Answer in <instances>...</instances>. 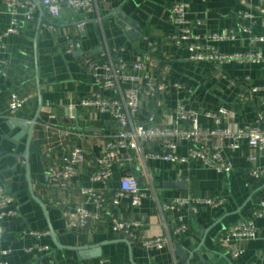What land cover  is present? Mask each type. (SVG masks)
<instances>
[{
	"label": "crops",
	"instance_id": "crops-1",
	"mask_svg": "<svg viewBox=\"0 0 264 264\" xmlns=\"http://www.w3.org/2000/svg\"><path fill=\"white\" fill-rule=\"evenodd\" d=\"M181 1L185 0H98L96 14L62 9L59 17L50 18L38 8L32 19L27 20L21 16L24 10L11 15L5 2L0 0V33L10 29L12 21L16 22V33L4 39L0 51V61L8 65L5 75L0 77V189L14 197L12 208L18 212L16 217L0 220V262L264 264V218L254 221L255 239L231 246L230 249L242 251L239 257L232 258L230 249L216 243L217 237L229 227L251 219L252 213L264 202V176L259 180L250 178L253 166L248 161L250 151L245 143L237 151L225 149V158L232 170L224 176L198 161L181 166L151 159L148 154L160 150V140L139 146L132 143L120 153L106 185L91 181L99 155L97 138L114 134L117 128L107 116L78 107L79 101L90 98L94 91L92 76L80 65L83 55L97 58L109 53L113 60L126 63L145 61L149 75L167 85L166 91L153 98L142 96L134 122L145 128L182 126L176 123L174 115L177 103L197 114L198 126L202 129L216 128L204 115L215 113L221 107L230 115L219 126L223 129L252 127L260 118L264 121V65L232 62L218 66L208 61L192 62L187 50L191 40L180 46L169 40L178 32L170 23L169 10ZM189 4L188 21L200 22L191 30L192 36L199 39L198 53L210 54L213 50L221 55L264 54V40L251 41L264 39V17L259 14L264 0H190ZM115 11L134 24L130 33L125 32L122 21L113 15ZM243 12L251 13L253 18L244 20ZM79 24H83L82 29L77 28ZM242 25L248 33L241 32ZM225 31L231 32L235 39L207 40ZM70 45L74 51L69 54ZM77 47L80 54H76ZM176 84L182 89H176ZM11 94L31 96L14 115L8 113ZM39 94L42 108L31 134L27 174L23 156L28 135L21 134L11 122L31 123L37 112ZM49 114L55 115L53 123L59 129L84 137L67 138L45 132L41 124ZM149 117H153L152 122ZM260 128L264 130L263 123ZM75 146L85 150V163L78 168L66 191L48 189V165H58L62 155ZM187 149V144L177 143L180 156ZM255 167H264V159L259 158ZM128 177H133L139 190L151 198L143 200L137 209L123 202L119 208H109L110 214L122 220L138 219L146 237L160 236L168 240L163 250L144 251L132 246L124 236L111 231V218L103 214L99 222L67 229L68 217L78 207L95 212L80 195V188L93 189L109 200L120 180ZM187 196L220 198L222 204L217 208L200 206L193 216L184 209L169 213L158 210L159 204ZM33 198L43 204L46 215ZM178 225H185L186 233L174 235ZM29 232L42 235L37 238ZM36 247L49 250L38 253Z\"/></svg>",
	"mask_w": 264,
	"mask_h": 264
},
{
	"label": "built area",
	"instance_id": "built-area-1",
	"mask_svg": "<svg viewBox=\"0 0 264 264\" xmlns=\"http://www.w3.org/2000/svg\"><path fill=\"white\" fill-rule=\"evenodd\" d=\"M11 15H18V10H24L21 15L27 20L32 19L36 9L41 8L50 18L60 16L62 9L85 14L97 13L98 0H3ZM190 0L177 2L170 7L169 18L172 26L178 32L171 35L169 40L180 46L184 41H190L187 50L190 54L189 60L192 62H213L218 66L236 62L240 64L264 65V54L261 53H235L232 55H221L216 51L210 54L198 53L201 49L199 39L192 36L193 27L199 26L200 22L188 21L187 14L190 7ZM205 2L206 0H202ZM259 14L264 17V7L259 9ZM242 18L250 20L253 15L243 12ZM16 22L12 21V27L4 33H0V51L3 49V41L16 33ZM83 24L77 26L82 29ZM241 32L248 33L247 28L242 25ZM235 36L231 32H223L218 35L209 36L207 40L214 42L231 41ZM264 39H252V43L263 41ZM74 51L73 45L68 47L67 53ZM80 65L92 76V86L94 91L90 98L79 101L78 107L91 109L100 115L107 116L117 128L114 134H106L98 137L100 143L99 155L95 160V169L91 177L93 183L106 185L112 176V167L118 162L121 152L126 151L132 143L139 146L141 143L161 141L160 150L156 153L148 154L151 159L160 160L172 165H188L191 162H201L205 167L214 170L220 175H227L232 167L225 158V149L237 151L242 143H245L250 154L248 161L252 167L250 178L259 180L264 176V167H255L259 158L264 159V130L260 128L264 121L260 118L255 126L236 128H220L222 122L229 118V111L219 108L215 113H206L204 117L211 120L215 129H202L198 126L197 114L192 110H187L181 103H177L174 109L176 123H182L174 129L166 128H145L134 122V117L141 108L142 96L153 98L157 93L166 91L167 85L153 79L148 73V65L145 61L126 63L121 60H113L109 53H102L94 58L91 55L80 57ZM8 65L0 61V77L4 76ZM176 89H182L178 84ZM108 95V96H103ZM31 99V96L18 97L16 94L10 95L8 104L9 115H14L20 111ZM54 114H49L47 121L41 126L45 132L53 133L57 136L67 138L84 136L59 129L54 125ZM149 122L153 117H149ZM189 124L185 126V124ZM183 142L188 145L185 155L177 153V143ZM228 143V144H227ZM86 161V152L82 147L75 146L65 155H62L58 165H48L46 187L52 191L64 192L70 186V181L76 176L77 170ZM127 161H131L128 157ZM79 193L85 198L86 203L91 204L95 212L90 213L82 206L78 207L74 213L68 217L67 229L73 230L77 227H86L91 223L102 220V214L111 218V231L124 236L132 246L144 251L163 250L168 245V240L164 237L148 238L143 232L142 223L136 219L122 220L110 214L109 208H119L123 202H127L131 209H137L141 202L150 196L142 193L136 180L133 177L122 178L118 188L112 192L109 200L97 194L93 189L80 188ZM14 197L5 194L0 189V220L13 218L18 212L13 209ZM220 198H193L190 196L178 198L166 204H159L160 212H174L180 209L186 210L190 215H196L200 206L217 208L221 206ZM106 212V213H105ZM264 218V202H261L252 213V218L241 221L229 227L216 239L217 245L230 249L232 245L240 242H248L255 239L257 229L255 219ZM185 225H178L173 233L181 235L186 233ZM29 235L39 238L42 234L29 232ZM46 247H36L38 253L48 252ZM231 257L237 258L242 254L241 250L230 249ZM0 264H7L0 262Z\"/></svg>",
	"mask_w": 264,
	"mask_h": 264
},
{
	"label": "water",
	"instance_id": "water-1",
	"mask_svg": "<svg viewBox=\"0 0 264 264\" xmlns=\"http://www.w3.org/2000/svg\"><path fill=\"white\" fill-rule=\"evenodd\" d=\"M113 15H116L118 19L122 21V26L125 30L126 33H130L131 29L134 27V24L131 21H128V19L119 11H115ZM81 50L79 47H77L76 54H80ZM42 108V99L40 97V94L38 95V107H37V112L35 114V117L31 123H24V122H11L13 126L18 127L21 130V134L27 133V143H26V150L23 156L24 163H25V168H26V173L29 174V148H30V139H31V134L34 129V124L36 120L39 117L40 110ZM181 185L184 183H180ZM33 200L40 205L42 208L44 214L46 215V209L44 208L43 204L40 203L37 199L33 198ZM51 230V228H50ZM53 237V233H52ZM55 246L58 247L56 242H54ZM129 245V243H127ZM130 246V245H129Z\"/></svg>",
	"mask_w": 264,
	"mask_h": 264
}]
</instances>
